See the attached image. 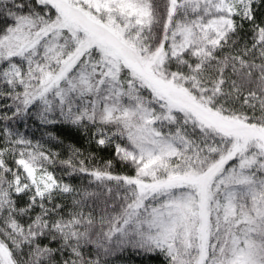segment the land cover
I'll return each mask as SVG.
<instances>
[{
  "label": "snow or ice",
  "instance_id": "1",
  "mask_svg": "<svg viewBox=\"0 0 264 264\" xmlns=\"http://www.w3.org/2000/svg\"><path fill=\"white\" fill-rule=\"evenodd\" d=\"M134 256L264 264V0H0V264Z\"/></svg>",
  "mask_w": 264,
  "mask_h": 264
},
{
  "label": "trees",
  "instance_id": "2",
  "mask_svg": "<svg viewBox=\"0 0 264 264\" xmlns=\"http://www.w3.org/2000/svg\"><path fill=\"white\" fill-rule=\"evenodd\" d=\"M59 134L62 136V138L65 139V144H67L69 142H78V138H76L73 134H70L67 130H65L63 132H60ZM36 138L37 139L40 138V133L39 132L36 133ZM57 150L61 151L62 154H64L63 150H61V149H57ZM125 260L127 262L128 258L126 257ZM129 264H140V258L139 257H135V256L132 257L131 261L129 262ZM153 264H157V262L153 261Z\"/></svg>",
  "mask_w": 264,
  "mask_h": 264
}]
</instances>
